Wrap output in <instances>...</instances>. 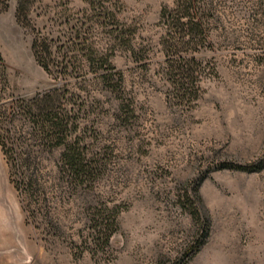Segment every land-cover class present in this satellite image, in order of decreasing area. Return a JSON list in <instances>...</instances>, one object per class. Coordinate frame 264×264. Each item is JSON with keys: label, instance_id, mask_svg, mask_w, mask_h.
I'll return each instance as SVG.
<instances>
[{"label": "rangeland", "instance_id": "obj_1", "mask_svg": "<svg viewBox=\"0 0 264 264\" xmlns=\"http://www.w3.org/2000/svg\"><path fill=\"white\" fill-rule=\"evenodd\" d=\"M92 1L32 0L24 23L17 0L0 10L7 94L69 82L87 161L58 187L63 149L39 154L46 189L30 197L0 145V264H264V167L254 169L264 161V0L207 1L206 41L178 44L195 58L198 91L185 97L161 18L176 0H96L133 30L134 53L111 40L114 17L95 15ZM36 38L50 45L51 72ZM107 54L124 73L121 93L98 76Z\"/></svg>", "mask_w": 264, "mask_h": 264}, {"label": "trees", "instance_id": "obj_2", "mask_svg": "<svg viewBox=\"0 0 264 264\" xmlns=\"http://www.w3.org/2000/svg\"><path fill=\"white\" fill-rule=\"evenodd\" d=\"M32 0H17V19L25 22L28 18L29 4ZM34 1V0H33ZM208 0H176V7L169 9L164 7L161 11V18L164 20L166 37L164 40L167 51L166 62L169 68L175 71L171 74L174 88L181 95L190 94V90L198 91L194 70L191 65L195 58L182 53L183 48L191 44L197 37L201 43L206 41L208 34L204 32L205 18L211 13L208 8ZM10 0H0V10L8 7ZM92 12L110 22L114 17L115 23L110 24L108 33L115 43L129 45L131 38L127 36L130 29L121 26L115 17L114 10L110 6L103 5L100 1L90 2ZM127 36V40H125ZM35 56L42 66L51 72L52 51L50 45L45 41L36 38L33 44ZM115 48V47H114ZM129 48L133 53L135 49L130 44ZM114 50V49H109ZM72 57V56H70ZM60 63L61 73L69 74L71 61ZM91 60V58H89ZM104 70L98 75L103 83L104 89L114 93L123 92L125 76L122 70L117 69L110 59V55H103ZM76 66L72 67L74 69ZM176 76V78H174ZM69 82L62 86L53 87L38 91L32 96H17L7 92L10 89L7 65L0 53V145L2 152L10 164L11 179L16 188L27 196L36 197L38 192L46 189L40 182L42 173L46 168L39 154L51 153L56 149H63L56 164L54 180L56 186L64 178L80 175L85 171L87 161L81 148L77 147L74 133L79 127V122L74 117L73 98L69 95ZM238 167V166H236ZM264 167V161L254 169ZM241 169L249 167L239 166ZM252 169V168H251ZM37 201L33 202L36 204ZM105 225L102 230H107ZM109 238V234H106Z\"/></svg>", "mask_w": 264, "mask_h": 264}]
</instances>
